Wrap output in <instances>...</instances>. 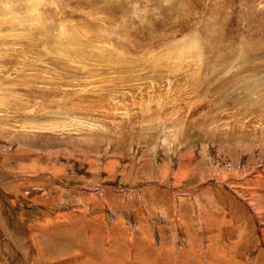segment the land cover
I'll return each instance as SVG.
<instances>
[{
	"label": "rangeland",
	"instance_id": "rangeland-1",
	"mask_svg": "<svg viewBox=\"0 0 264 264\" xmlns=\"http://www.w3.org/2000/svg\"><path fill=\"white\" fill-rule=\"evenodd\" d=\"M0 94V264H264V0H0Z\"/></svg>",
	"mask_w": 264,
	"mask_h": 264
},
{
	"label": "bare ground",
	"instance_id": "bare-ground-1",
	"mask_svg": "<svg viewBox=\"0 0 264 264\" xmlns=\"http://www.w3.org/2000/svg\"><path fill=\"white\" fill-rule=\"evenodd\" d=\"M3 35V34H2ZM3 67V66H2ZM19 70V69H18ZM18 70H17V72H18ZM14 74V73H13ZM12 75V74H11ZM13 76V75H12ZM17 76H19V75H17ZM22 77V76H21ZM14 78V77H13ZM16 78V77H15ZM19 78H20V76H19ZM5 79V78H4ZM6 79H10V78H6ZM11 80V79H10ZM8 81V80H7ZM13 81H17L16 79L14 80L13 79ZM24 82V81H23ZM6 83V82H5ZM9 83L11 84V82L9 81ZM8 83V84H9ZM15 83V82H14ZM18 83H19V81H18ZM25 83H29V82H25ZM7 84V85H8ZM13 84V83H12ZM4 85H6V84H4ZM17 85V84H16ZM15 86V85H14ZM25 86V85H24ZM13 87V86H12ZM16 87V86H15ZM27 87V86H26ZM14 88V87H13ZM23 88V87H22ZM29 88V87H28ZM3 89V88H2ZM15 89V88H14ZM17 89V88H16ZM20 90V89H19ZM64 89L62 88L61 89V92H64L63 91ZM165 90H166V88H165ZM43 91V90H42ZM49 91V90H48ZM47 91V92H48ZM15 92V91H14ZM60 92V91H59ZM18 93V92H17ZM149 95H150V92H147ZM165 93V92H164ZM16 94V93H15ZM127 94V93H126ZM8 95L9 94H0V98L3 100V102H5V101H7L6 100V96L8 97ZM11 95V94H10ZM13 95V94H12ZM39 95V94H38ZM47 95H49V94H47ZM166 95V94H165ZM13 96H16V95H13ZM18 96V95H17ZM30 96V95H29ZM46 96V95H45ZM168 96V95H167ZM10 97V96H9ZM8 97V98H9ZM19 97V96H18ZM128 97V96H127ZM11 98V97H10ZM14 99H15V97H13ZM24 98V97H23ZM173 98V97H172ZM27 99V98H26ZM134 99V96L132 95V96H129L128 98H127V100L128 101H132ZM161 99V98H160ZM160 99H159V102L160 103H162V101H160ZM174 99V98H173ZM10 100V99H9ZM18 99H16V101H17ZM39 100V99H38ZM162 100V99H161ZM35 101H36V99H35ZM9 102V101H8ZM7 102V103H8ZM20 102V101H19ZM18 102V103H19ZM25 103V102H24ZM132 103H134V101H132ZM166 104V103H165ZM14 105V104H13ZM15 106V105H14ZM17 106V105H16ZM11 108V107H10ZM8 109V108H7ZM19 109V108H18ZM17 109V110H18ZM124 110H127V108H124ZM6 112H8V111H6ZM15 112V111H14ZM33 112V111H32ZM32 112H29V113H26L25 114V117L23 118V119H25V118H27V117H32V118H34V119H37V116L35 115V114H33ZM35 112V111H34ZM104 112V111H103ZM128 112V111H127ZM127 112H123V114L124 115H126L127 114ZM2 113V112H1ZM3 114V113H2ZM1 114V115H2ZM6 114V113H5ZM37 114V113H36ZM7 115V114H6ZM23 115V114H22ZM119 116V115H118ZM242 117V116H241ZM244 118V117H243ZM5 119V122L7 121V119L8 118H4ZM3 119V120H4ZM16 119V118H15ZM40 119H42V118H40ZM14 121V120H13ZM247 122V121H246ZM251 123H253V121L251 122ZM250 123V124H251ZM20 125H22V124H20ZM35 125H37L38 126V129H46L47 130V128H49V129H51V130H54V129H57L58 131H63V130H67V131H69V129L67 128V126H70V123H67V122H59L56 126H54L53 124H51V125H49L48 123H39V124H35ZM35 125H28V124H25V125H22L21 127H22V130L23 129H28V128H30V130L31 129H33V128H35L36 126ZM245 125V124H244ZM258 125V126H257ZM49 126V127H48ZM253 126V128L256 130L257 128L259 129V128H261L260 129V133L261 134H264V118H262V121L260 122H258L257 124H255V125H252ZM260 126H262V127H260ZM243 127V126H242ZM229 128H230V126H229ZM245 128V127H244ZM239 129V128H238ZM242 129V128H241ZM245 129H247V128H245ZM29 130H25V132H28ZM262 146H264V140L262 141ZM18 148V147H17ZM263 150V152H262V154L264 153V149H262ZM231 178V177H230ZM232 178L234 179V175H232ZM260 180H262V181H260ZM248 181L249 182H252V183H254V182H257L256 183V185H255V189H262V196L260 197V196H258L257 198L259 199V198H263L264 199V162H262V175H260L259 173H256V171L255 172H253V174L251 175V176H248V177H246V179L244 180V183H248ZM232 183V182H231ZM233 188H234V190L237 192V191H239V190H242V189H244V190H246V189H248V188H243V187H241V185H237V184H234L233 186H232ZM254 194V193H253ZM251 198H252V196H251ZM264 203H262V205H263ZM261 210V209H260ZM263 210V209H262ZM263 216V215H262ZM264 223V222H263ZM263 226V225H262ZM262 231H264V230H262ZM262 234H263V232H262ZM264 235V234H263ZM2 237V236H1ZM262 239H263V237H262ZM3 242V241H2ZM6 244V243H5ZM5 244H3V245H5ZM8 246V245H7ZM11 251V250H10ZM9 251V252H10ZM9 252H8V255H9V260L11 261V262H13V258H12V254H11V252H10V254H9ZM9 261V262H10Z\"/></svg>",
	"mask_w": 264,
	"mask_h": 264
}]
</instances>
